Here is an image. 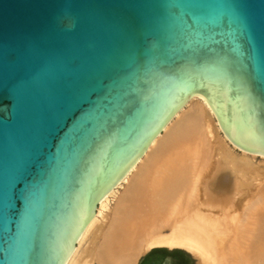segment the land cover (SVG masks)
<instances>
[{
    "label": "water",
    "instance_id": "1",
    "mask_svg": "<svg viewBox=\"0 0 264 264\" xmlns=\"http://www.w3.org/2000/svg\"><path fill=\"white\" fill-rule=\"evenodd\" d=\"M194 95L264 155V0H0V264H65Z\"/></svg>",
    "mask_w": 264,
    "mask_h": 264
},
{
    "label": "bare ground",
    "instance_id": "2",
    "mask_svg": "<svg viewBox=\"0 0 264 264\" xmlns=\"http://www.w3.org/2000/svg\"><path fill=\"white\" fill-rule=\"evenodd\" d=\"M237 147L192 96L99 201L65 264H136L153 246L264 264V155Z\"/></svg>",
    "mask_w": 264,
    "mask_h": 264
},
{
    "label": "flooded vegetation",
    "instance_id": "3",
    "mask_svg": "<svg viewBox=\"0 0 264 264\" xmlns=\"http://www.w3.org/2000/svg\"><path fill=\"white\" fill-rule=\"evenodd\" d=\"M143 261L140 264H143ZM152 262H155V264H195L194 260L186 252L179 250L163 254L162 256L153 255L147 264Z\"/></svg>",
    "mask_w": 264,
    "mask_h": 264
},
{
    "label": "rangeland",
    "instance_id": "4",
    "mask_svg": "<svg viewBox=\"0 0 264 264\" xmlns=\"http://www.w3.org/2000/svg\"><path fill=\"white\" fill-rule=\"evenodd\" d=\"M222 131H223V130H222ZM237 148L239 149V147H237ZM258 155H259V154H258ZM261 158H262V157H258L256 160H257V162H258L259 164L264 165V161H263V159H261ZM97 208H98V207H97ZM97 210H98V209H97ZM97 210H96V211H97ZM165 232H169V229L165 228ZM153 247H165V248H167V249H169V250H171V251H173L174 249H180V250H183V251L187 252V253L190 255V257L194 260L195 264H199V259L196 258L194 255H192V254H191L190 252H188L187 250H185L184 248H181V247H173V248H171V247H168V246H153ZM147 249H148V248H147ZM150 249H152V247L149 248L148 250L145 249L144 251H142V253L139 255V258H138L136 264L139 263L141 257H143V256L145 255V253H147Z\"/></svg>",
    "mask_w": 264,
    "mask_h": 264
},
{
    "label": "trees",
    "instance_id": "5",
    "mask_svg": "<svg viewBox=\"0 0 264 264\" xmlns=\"http://www.w3.org/2000/svg\"><path fill=\"white\" fill-rule=\"evenodd\" d=\"M172 252L171 250L165 248V247H157V248H154L145 258V260L143 261V264H147L149 262V259L151 258V256L153 255H163V254H167V253H170Z\"/></svg>",
    "mask_w": 264,
    "mask_h": 264
}]
</instances>
